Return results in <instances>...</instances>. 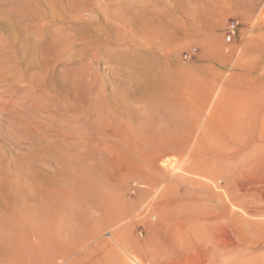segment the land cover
Returning <instances> with one entry per match:
<instances>
[{
  "label": "rangeland",
  "instance_id": "obj_1",
  "mask_svg": "<svg viewBox=\"0 0 264 264\" xmlns=\"http://www.w3.org/2000/svg\"><path fill=\"white\" fill-rule=\"evenodd\" d=\"M0 24L19 51L0 72V184L36 201L4 213L0 264L79 237L58 264H264V0H0ZM152 76L166 110L138 99ZM35 160L57 186L21 173Z\"/></svg>",
  "mask_w": 264,
  "mask_h": 264
},
{
  "label": "bare ground",
  "instance_id": "obj_2",
  "mask_svg": "<svg viewBox=\"0 0 264 264\" xmlns=\"http://www.w3.org/2000/svg\"><path fill=\"white\" fill-rule=\"evenodd\" d=\"M142 16V15H141ZM144 18V17H143ZM140 19H142V18H140ZM140 19H134V23L136 24V25H139V26H142L143 28L144 27H147V22L145 21V19L144 20H140ZM147 19V18H146ZM0 31L1 32H3V36H7V37H5V38H7L9 41H11L12 43L13 42H15L14 41V39L13 38H15L16 37V31H14V30H10L9 28H7V27H5L3 24H0ZM200 34H201V32H200ZM206 35H207V33H206ZM11 36H13V37H11ZM7 39H2V37H0V46L1 47H4V46H8L7 45ZM3 49V48H2ZM5 51L6 50H0V72L3 70V64L4 63H8V62H17V60L19 59V51L18 50H14V51H11L10 53L7 51L6 52V54H5ZM46 61V60H45ZM155 78H154V76H152L151 77V79H150V81H152L153 82V80H154ZM161 81H159V80ZM165 79V77L163 76H161V78H157V82H158V84H154V82L156 81H154L153 82V84H151V86H149L150 88H148L147 89V91L149 92V93H147V92H145V90L143 89V91H141V92H139V95H138V99L140 100V101H143V102H145V104H147V105H149V104H151V102H155V100H160V104L159 105H157V108L158 109H165L166 110V108L169 106V104L171 103L170 102V99H172V98H170L169 100H166L167 101V104L165 105L164 103H162V101H165V99L163 98V99H158L159 97H157L158 95H160V92H161V90L163 89V88H167V86H164L165 84H163L162 83V80H164ZM73 80V79H72ZM0 81H1V79H0ZM149 81V82H150ZM73 82H75V81H73ZM177 83V82H176ZM76 84H77V82H76ZM175 84V83H174ZM52 85V84H51ZM60 85H62V84H60ZM75 86V85H74ZM178 86V85H177ZM177 86H176V84H175V87L177 88ZM68 87V86H67ZM66 87V88H67ZM70 87V86H69ZM175 89V88H174ZM77 90V89H76ZM114 90V89H113ZM164 90V89H163ZM162 90V91H163ZM168 90V94L170 95V94H172L173 92H174V90H173V88H170V89H167ZM75 91V90H74ZM69 92V91H68ZM76 92V91H75ZM74 92V95L76 94ZM176 92H177V89H176ZM175 92V93H176ZM180 92V91H179ZM162 93H164V92H162ZM175 93H173V94H175ZM181 93V92H180ZM179 93V94H180ZM73 94V93H72ZM114 94V93H113ZM165 94V93H164ZM176 94H178V93H176ZM207 94V93H206ZM203 95H205V94H203ZM176 96V95H175ZM175 96H172V97H175ZM177 97V96H176ZM125 98H127V97H124L122 100H119V99H117V97H111V98H109V99H107L108 101H107V108L109 109V111H111V113H113V115L115 114V116H116V114L117 115H121V116H124V117H127V118H129L130 116H133L134 115V110H133V107L131 106V103H130V101L128 100V99H125ZM178 98H180V99H182L181 97H178ZM205 100H206V97L204 96L203 97ZM130 99V98H129ZM180 99H178V101H181ZM202 103H205L204 101L202 102ZM137 104V103H136ZM202 105H204V104H201V106H197V108H199V109H202L203 107H202ZM64 106V105H63ZM172 107V106H171ZM174 107H175V105H174ZM170 109V108H169ZM176 109H177V107H176ZM182 110H183V108H181ZM185 110V109H184ZM183 110V111H184ZM184 114V113H183ZM135 116V115H134ZM171 116V115H170ZM259 116H260V120H261V126L264 128V99L262 100V102H261V104H260V109H259ZM105 133V132H104ZM109 133V135H110V137H112L113 136V134H114V132L113 131H109L108 132ZM184 149H185V146L184 145H181V144H176L174 147H172L171 149H168V152H171V151H173V152H175V153H179V152H183L184 151ZM242 150H244V152H247V151H249L247 148H242L241 150H238L239 152L240 151H242ZM257 162L258 163H261V164H264V148L261 150V153H259L258 154V157H257ZM29 165H25V168L21 171V173H26V175L29 177H32L33 179H35L37 182L38 181H43L42 182V184H47L48 186H52V184H55V186H57V183H56V181H58V180H56V175H58V178H59V175H62L63 174V170L61 171L60 169H59V171H57V173H55V171H54V173L51 175V173H50V175L48 174V173H46V172H44V170H43V162H40V161H37V160H35V161H33V162H31V163H28ZM56 174V175H55ZM56 176V177H55ZM29 177V178H30ZM54 177H55V179H54ZM61 177V176H60ZM63 177V176H62ZM57 178V179H58ZM31 179V178H30ZM32 180V179H31ZM30 180V181H31ZM60 180V179H59ZM45 182V183H44ZM55 182V183H54ZM59 182V181H58ZM1 183V182H0ZM39 183V182H38ZM47 186V187H48ZM45 187H46V185H45ZM53 187V186H52ZM13 191V187L12 186H10V185H8V183H2V184H0V195H1V197H0V221H1V219L3 218V215H4V213H7V212H10L11 210H12V208L14 209V210H16L18 207H19V203H21V204H28V203H30V202H34L35 201V198H33L32 200H30V199H26V198H21V200L19 201L17 198H13L12 197V195L10 194L11 192ZM38 201V200H37ZM94 201V203L95 204H93V206L96 208V210L97 211H99L100 213L102 212V210L104 209V207L105 206H103V202H105V200H103L102 201V203H101V201H96V200H93ZM35 203H36V201H35ZM105 205H106V203H105ZM98 208V209H97ZM38 229V228H37ZM40 230H38V231H33L32 232V234H36V236H37V233L39 232ZM39 233H42L43 235H45L42 231L41 232H39ZM46 233V232H45ZM48 233V232H47ZM50 233V232H49ZM49 233H48V235H49ZM60 236V235H59ZM62 237V236H61ZM59 238V237H58ZM51 239V238H50ZM52 239L53 240H55V238H53L52 237ZM61 238H59V240H60ZM63 239V238H62ZM79 239H80V237H79ZM78 239V241L77 242H73V243H75V245L74 246H70L71 248L70 249H57L56 250V252H48V253H45V254H42V252L40 253V254H42V261L39 263V264H58V261H61V262H63L64 260H66L67 259V257H69L71 254H75V252H77L78 251V249H79V247L81 246V244L82 243H80V242H82V240H79ZM113 239V238H112ZM116 239V238H115ZM114 239V240H115ZM58 240V239H57ZM58 240V241H59ZM116 242V241H115ZM117 242H118V240H117ZM116 242V243H117ZM40 243H41V241H40ZM37 244H39V243H37ZM43 244V243H42ZM222 244V243H221ZM73 245V244H72ZM118 245H120V243H118ZM230 246V244H225V245H223L222 246V252H224V254H227V253H229V251L230 250H233V249H228L227 247H229ZM122 247V246H121ZM232 247V246H231ZM213 249H215L214 251L216 252V248L215 247H213ZM59 250V251H58ZM123 250H124V247H123ZM126 250V249H125ZM236 250V249H235ZM238 251V250H237ZM236 251V252H237ZM128 253V252H127ZM215 254V253H214ZM72 256V255H71ZM70 256V257H71ZM131 256V255H130ZM215 256V255H214ZM224 257V256H223ZM216 258V257H215ZM131 259H132V261L134 262V263H138V264H140V262H139V260H137V259H135L134 257H131ZM217 259V258H216ZM68 262V261H67ZM69 263V262H68ZM213 263V262H212ZM235 263V262H234ZM150 264V263H149ZM214 264V263H213ZM237 264H239V263H237Z\"/></svg>",
  "mask_w": 264,
  "mask_h": 264
},
{
  "label": "built area",
  "instance_id": "obj_3",
  "mask_svg": "<svg viewBox=\"0 0 264 264\" xmlns=\"http://www.w3.org/2000/svg\"><path fill=\"white\" fill-rule=\"evenodd\" d=\"M238 32H239V23L237 21H234L228 26V35H227L226 41L231 42ZM195 56H196V50H194L190 54H186L184 56V59L186 61H192Z\"/></svg>",
  "mask_w": 264,
  "mask_h": 264
}]
</instances>
